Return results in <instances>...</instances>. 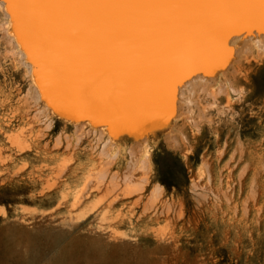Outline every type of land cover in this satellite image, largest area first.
Segmentation results:
<instances>
[{"label": "rangeland", "instance_id": "374dc122", "mask_svg": "<svg viewBox=\"0 0 264 264\" xmlns=\"http://www.w3.org/2000/svg\"><path fill=\"white\" fill-rule=\"evenodd\" d=\"M246 35L173 119L77 124L41 98L0 1V264H264V35ZM163 152L188 168L170 194Z\"/></svg>", "mask_w": 264, "mask_h": 264}, {"label": "bare ground", "instance_id": "6f19581e", "mask_svg": "<svg viewBox=\"0 0 264 264\" xmlns=\"http://www.w3.org/2000/svg\"><path fill=\"white\" fill-rule=\"evenodd\" d=\"M6 1L24 17L26 47L32 55L44 56L38 57L36 81L53 106L110 126L173 112L178 84L186 76L210 71L223 62L225 48H233L243 41L242 35L254 32L255 23L264 22V0H134L136 14L131 19L123 12V18L113 20L97 16L91 25L86 17H69L86 10L75 5L76 0ZM123 7L132 13L133 6ZM238 32L243 34L232 38ZM79 57H90L88 71L78 72L74 63ZM103 72L117 77L118 92L111 82L97 81ZM94 261L88 256L81 264Z\"/></svg>", "mask_w": 264, "mask_h": 264}, {"label": "water", "instance_id": "95a60500", "mask_svg": "<svg viewBox=\"0 0 264 264\" xmlns=\"http://www.w3.org/2000/svg\"><path fill=\"white\" fill-rule=\"evenodd\" d=\"M3 5L5 6V9H6V12L7 14L9 15V18L11 20V24H12V31L14 33V36L18 42V44L20 45V47L22 48L25 56L27 57V60L29 61V63L31 64V66H34V62H35V67H40V63L38 61V57H40V55L42 57L43 54L40 52L39 56H38V53L35 52V55H31L30 52L28 54L27 50H26V47H25V44H26V41L24 39V37L22 36V33H23V20H24V17L22 16V14L16 10V6L13 5V7L9 8V6L7 5V1L6 0H0ZM65 1V0H64ZM76 4L77 5L78 3H80L79 5L77 6H80V7H86V10L83 12V13H80V11H78V13H74L72 15H69V17L71 19H74V18H78V19H81V17H86L87 18V21H88V24H92L93 22L95 23V18H100L101 20H105V18H109L110 20H113V19H119V18H123V16H120V14H122L123 12H126L127 13V18L128 19H131L133 17V13L136 14V5L137 3L134 2L133 0V4H127V3H123L122 0H76ZM144 0H140V2H143ZM156 0L152 1V2H155ZM160 1V0H159ZM167 1H170V0H167ZM165 1L167 4L169 2ZM188 4L187 6L189 7L190 9V6L191 4L190 3H186ZM123 6H133L132 8V13H131V10L130 9H127V8H124ZM186 6V7H187ZM186 7L184 6V8L186 9ZM87 8H88V11H87ZM13 9V11H12ZM105 10V11H104ZM191 10V9H190ZM16 13H15V12ZM105 12V13H104ZM12 15L14 16L15 20L12 19ZM13 20V21H12ZM61 22V20H59L57 22V24ZM16 27V28H15ZM69 27V26H68ZM15 29V30H14ZM19 29V30H18ZM253 29H254V32L251 33V34H264V22H260V23H255L253 25ZM20 31V32H19ZM257 32V33H256ZM259 32V33H258ZM243 34L242 33H237V34H233L232 38H238L240 37L241 35ZM240 35V36H238ZM65 36V35H64ZM244 36V35H242ZM223 40V39H222ZM227 40V37H224V44H225V41ZM232 40V39H231ZM25 42V43H24ZM223 42V41H222ZM79 43V42H78ZM75 44V43H74ZM27 45V44H26ZM81 45V44H80ZM36 48V47H35ZM102 49V48H101ZM36 50V49H35ZM226 52H229L227 55H228V59L226 58L225 62H220L218 64H216V66L209 72V73H206L204 71H201V70H197L195 71L194 73L188 75L185 77V79H183L179 84H178V87H177V90H176V95H175V99H174V113H173V116H172V119L175 115V112H176V105H177V97H178V93L180 91L181 88H183L187 83H189L190 81L196 79V78H201V77H210V76H213L215 75L217 72L223 70L224 68H226V66L228 65L230 59L232 58L233 56V48L230 47V45L228 46V48H225ZM45 52L47 53V50L45 49ZM81 54V53H80ZM83 57V56H82ZM40 60V58H39ZM90 57H89V60H83L81 59V57H79V59H77V61L74 63V65H76L77 67L80 68V70L78 72H81L83 71L84 68H87L86 70L88 71V69H90ZM82 73V72H81ZM82 75V74H81ZM117 77H113L112 74H110L109 72V75L105 72L101 73V75H99V78L97 81L101 82V84H103L104 80L106 81H109L111 82L113 85L114 84H117ZM96 80V79H94ZM37 87L39 88V92H40V95H41V98L43 99V101L46 103V105L54 112L58 113V114H61L64 118V119H67V120H70L72 122H87V123H94L96 125H98L99 127H104L106 126L107 123H105L104 120H97V119H94L89 116V115H85V116H82V117H79V116H75L73 117V115H71V113H65V114H68V115H64L63 113H59L57 112L59 109V107H56V106H53L51 103H49V101L47 100V98L45 97V94L42 92V90L40 89L39 85H38V81L35 82ZM98 82H95V84H97ZM95 84L93 85H90L87 87L86 91H90L94 86ZM117 92H118V87H116V85H114ZM116 90L114 89V92L116 94ZM171 119V120H172ZM170 120V121H171ZM169 121V122H170ZM168 122V123H169ZM168 123H165V124H156L155 126L153 127H148L146 128V130L142 131L141 134H144L146 133L148 130H150L151 128H161V127H164L165 125H167ZM122 134L124 133H132L134 135H137L135 134L134 132H131V131H124V132H121ZM140 134V135H141Z\"/></svg>", "mask_w": 264, "mask_h": 264}, {"label": "trees", "instance_id": "16d2710c", "mask_svg": "<svg viewBox=\"0 0 264 264\" xmlns=\"http://www.w3.org/2000/svg\"><path fill=\"white\" fill-rule=\"evenodd\" d=\"M264 71V67L260 72ZM196 157L199 158V151L196 152ZM155 165L158 173L159 182L165 186L168 194L172 190L179 191L188 179V168L182 162L178 156L174 157L173 154L166 152L160 153L155 158ZM174 168L178 169V172H174Z\"/></svg>", "mask_w": 264, "mask_h": 264}]
</instances>
